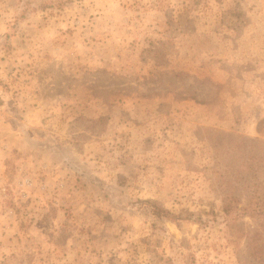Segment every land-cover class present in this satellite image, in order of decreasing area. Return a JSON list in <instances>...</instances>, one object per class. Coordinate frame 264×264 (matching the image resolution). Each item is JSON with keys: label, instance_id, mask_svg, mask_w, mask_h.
Instances as JSON below:
<instances>
[{"label": "rangeland", "instance_id": "1", "mask_svg": "<svg viewBox=\"0 0 264 264\" xmlns=\"http://www.w3.org/2000/svg\"><path fill=\"white\" fill-rule=\"evenodd\" d=\"M250 211L264 0H0V264H264Z\"/></svg>", "mask_w": 264, "mask_h": 264}, {"label": "trees", "instance_id": "2", "mask_svg": "<svg viewBox=\"0 0 264 264\" xmlns=\"http://www.w3.org/2000/svg\"><path fill=\"white\" fill-rule=\"evenodd\" d=\"M225 214L226 215H229V213H230V209L229 208H227V207H225ZM249 213H251V215L253 214H262V215H264L261 211L260 212H249ZM153 214L155 215V216H157V217H162V216H167V217H170L169 216V212H165V211H163V210H158V209H156L155 207H154V211H153ZM174 219V218H173ZM256 236H248L247 238H248V242H247V248H248V250H249V252H250V256H252L253 257V259L254 260H257V261H263L264 260V247H259V246H257V244H256V238H255Z\"/></svg>", "mask_w": 264, "mask_h": 264}, {"label": "built area", "instance_id": "3", "mask_svg": "<svg viewBox=\"0 0 264 264\" xmlns=\"http://www.w3.org/2000/svg\"><path fill=\"white\" fill-rule=\"evenodd\" d=\"M33 186V182L30 178H23L21 180V187L22 188H31Z\"/></svg>", "mask_w": 264, "mask_h": 264}]
</instances>
